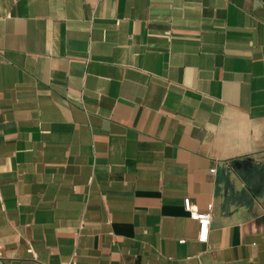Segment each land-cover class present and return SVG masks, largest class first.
Segmentation results:
<instances>
[{"label": "crops", "instance_id": "1", "mask_svg": "<svg viewBox=\"0 0 264 264\" xmlns=\"http://www.w3.org/2000/svg\"><path fill=\"white\" fill-rule=\"evenodd\" d=\"M0 264H264V0H0Z\"/></svg>", "mask_w": 264, "mask_h": 264}, {"label": "built area", "instance_id": "2", "mask_svg": "<svg viewBox=\"0 0 264 264\" xmlns=\"http://www.w3.org/2000/svg\"><path fill=\"white\" fill-rule=\"evenodd\" d=\"M214 169H211L213 172ZM184 208L189 213L191 219L196 220L198 223V241L204 242L207 239L208 229L211 223V210L212 206L209 205L205 211H197L192 208L190 199L184 198L183 200Z\"/></svg>", "mask_w": 264, "mask_h": 264}]
</instances>
